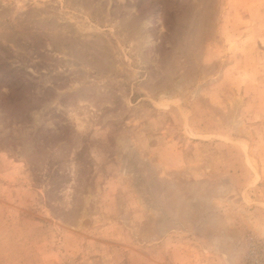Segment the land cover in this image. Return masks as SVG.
Masks as SVG:
<instances>
[{
    "label": "rangeland",
    "instance_id": "374dc122",
    "mask_svg": "<svg viewBox=\"0 0 264 264\" xmlns=\"http://www.w3.org/2000/svg\"><path fill=\"white\" fill-rule=\"evenodd\" d=\"M0 264H264V0H0Z\"/></svg>",
    "mask_w": 264,
    "mask_h": 264
},
{
    "label": "crops",
    "instance_id": "0c3cea01",
    "mask_svg": "<svg viewBox=\"0 0 264 264\" xmlns=\"http://www.w3.org/2000/svg\"><path fill=\"white\" fill-rule=\"evenodd\" d=\"M17 164L15 163V171L14 172H9L10 170H8V171H6L5 173H4V176H5V178H9V177H11L12 176V174H13V176H14V179H16L17 178V172H16V168H17V166H16Z\"/></svg>",
    "mask_w": 264,
    "mask_h": 264
}]
</instances>
